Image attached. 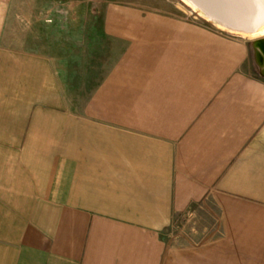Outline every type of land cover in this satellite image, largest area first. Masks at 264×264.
Wrapping results in <instances>:
<instances>
[{"label":"crops","instance_id":"1","mask_svg":"<svg viewBox=\"0 0 264 264\" xmlns=\"http://www.w3.org/2000/svg\"><path fill=\"white\" fill-rule=\"evenodd\" d=\"M11 5L0 0V264H264L250 42L109 4L100 38L123 48L76 111L46 57L4 45ZM203 213L211 237L164 243Z\"/></svg>","mask_w":264,"mask_h":264},{"label":"rangeland","instance_id":"2","mask_svg":"<svg viewBox=\"0 0 264 264\" xmlns=\"http://www.w3.org/2000/svg\"><path fill=\"white\" fill-rule=\"evenodd\" d=\"M109 4L137 6L187 20L220 35L243 39L213 28L179 0H12L11 33L5 36L4 45L46 57L64 87L68 108L80 111L123 48L112 44L108 49L100 38L104 10ZM255 65L253 71L259 74ZM249 66L252 68L251 59ZM215 229L214 216L203 213L192 221H176L162 232V239L166 244L175 240L178 245H188L190 239L202 241L211 237Z\"/></svg>","mask_w":264,"mask_h":264},{"label":"water","instance_id":"3","mask_svg":"<svg viewBox=\"0 0 264 264\" xmlns=\"http://www.w3.org/2000/svg\"><path fill=\"white\" fill-rule=\"evenodd\" d=\"M192 14L229 35H255L264 26V0H179ZM239 37V36H237ZM242 38V37H240ZM248 40L264 78V36Z\"/></svg>","mask_w":264,"mask_h":264},{"label":"bare ground","instance_id":"4","mask_svg":"<svg viewBox=\"0 0 264 264\" xmlns=\"http://www.w3.org/2000/svg\"><path fill=\"white\" fill-rule=\"evenodd\" d=\"M240 36L242 38H249V39L257 38L258 36H264V26L255 35H249L248 37L243 35Z\"/></svg>","mask_w":264,"mask_h":264}]
</instances>
